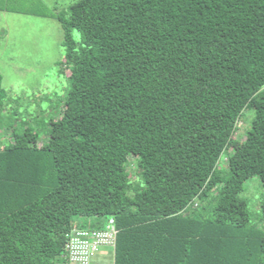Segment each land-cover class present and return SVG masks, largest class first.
I'll use <instances>...</instances> for the list:
<instances>
[{
    "label": "trees",
    "instance_id": "1",
    "mask_svg": "<svg viewBox=\"0 0 264 264\" xmlns=\"http://www.w3.org/2000/svg\"><path fill=\"white\" fill-rule=\"evenodd\" d=\"M69 14L52 15L70 89L48 141L0 136V264H68L82 217L115 219V264H264V194L255 223L241 196L264 186V0H78Z\"/></svg>",
    "mask_w": 264,
    "mask_h": 264
},
{
    "label": "rangeland",
    "instance_id": "2",
    "mask_svg": "<svg viewBox=\"0 0 264 264\" xmlns=\"http://www.w3.org/2000/svg\"><path fill=\"white\" fill-rule=\"evenodd\" d=\"M77 1L20 0L18 6L23 13L0 11V73L5 96L4 106L0 109V136H7L6 141L11 139L13 132H22L29 126L41 135V145L48 141L50 120L62 116L70 89L69 76L62 71L66 32L62 23L52 15L61 14L68 19L69 7ZM71 35L76 42H80L78 30H72ZM254 116L255 109L247 107L234 135L235 139H245ZM132 156L127 158L128 168L132 181L137 182L140 179L136 169L137 158ZM263 194L264 186L260 177L254 176L245 182L241 196L248 202L254 223L261 222ZM192 212V208L187 210L189 214ZM95 222L84 217L77 219L79 225L87 227ZM106 222V218L100 219L99 225H105ZM113 257V248L102 247L96 252L94 261L111 262Z\"/></svg>",
    "mask_w": 264,
    "mask_h": 264
},
{
    "label": "built area",
    "instance_id": "3",
    "mask_svg": "<svg viewBox=\"0 0 264 264\" xmlns=\"http://www.w3.org/2000/svg\"><path fill=\"white\" fill-rule=\"evenodd\" d=\"M117 228L114 218H110L105 228L74 226L66 244L68 264H115V262L94 261L96 252L102 247L115 248Z\"/></svg>",
    "mask_w": 264,
    "mask_h": 264
},
{
    "label": "crops",
    "instance_id": "4",
    "mask_svg": "<svg viewBox=\"0 0 264 264\" xmlns=\"http://www.w3.org/2000/svg\"><path fill=\"white\" fill-rule=\"evenodd\" d=\"M76 226H83V225L76 224Z\"/></svg>",
    "mask_w": 264,
    "mask_h": 264
}]
</instances>
